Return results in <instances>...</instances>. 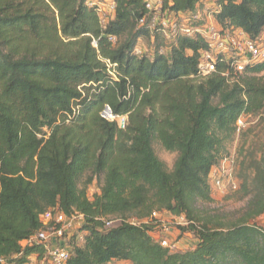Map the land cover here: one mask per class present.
I'll use <instances>...</instances> for the list:
<instances>
[{"label": "trees", "instance_id": "16d2710c", "mask_svg": "<svg viewBox=\"0 0 264 264\" xmlns=\"http://www.w3.org/2000/svg\"><path fill=\"white\" fill-rule=\"evenodd\" d=\"M147 1L115 0L102 24L89 0H0V257L8 262L45 256L43 243L24 241L56 210L84 215L65 264H264V227L253 222L264 215V141L242 182L248 213L213 223L199 206L214 202L211 172L228 156L238 119L264 112V60L243 72L219 62L202 76L205 39H167L141 24ZM208 2L222 30L264 35V0H165L183 13ZM106 105L127 116L125 128L102 116ZM156 142L177 154L172 169ZM154 211L184 215L193 247L169 251L151 224L106 226Z\"/></svg>", "mask_w": 264, "mask_h": 264}, {"label": "built area", "instance_id": "2783aa9c", "mask_svg": "<svg viewBox=\"0 0 264 264\" xmlns=\"http://www.w3.org/2000/svg\"><path fill=\"white\" fill-rule=\"evenodd\" d=\"M88 3L97 9L102 24L114 16L115 0H89ZM208 6L197 12L183 13L171 10L165 0H148L146 7L149 13L140 22L141 24L148 23L152 30L160 32L167 39H174L180 35L203 37L208 47L201 51L199 70L202 76L216 72L219 62H226L230 69L243 72L248 65L264 60V35L260 39H252L242 29L222 30ZM112 40L116 41V38L112 37ZM93 45L97 46V42L94 41ZM137 52L140 53L141 50L137 49ZM102 116L112 121L117 120L121 128L126 127L127 116L114 114L109 105L105 106ZM246 118L243 115L238 119V134L245 126ZM234 165L235 161L226 156L212 170L211 178L215 188L222 190L229 184L237 187ZM162 217L163 213L158 211H154L145 219L112 217L106 221V226H118L123 222L133 225L151 224L154 225L155 230L150 234L162 247L171 252L188 249L184 247L183 241L174 238L175 225L187 224L186 217L184 215L175 216V221L165 220ZM43 219L46 228L25 240L24 243H43L45 256L42 258L38 255L30 256L24 264H65L70 257L68 241L73 236L72 230L81 226L84 215L76 212L68 216L61 211L48 210L44 213ZM0 263L16 264L8 262L3 257H0Z\"/></svg>", "mask_w": 264, "mask_h": 264}, {"label": "rangeland", "instance_id": "374dc122", "mask_svg": "<svg viewBox=\"0 0 264 264\" xmlns=\"http://www.w3.org/2000/svg\"><path fill=\"white\" fill-rule=\"evenodd\" d=\"M245 121L246 123L242 131L239 134L237 133L235 139L229 144L228 156L235 161L234 169L237 187L229 184L220 190L215 188L211 181L214 202L209 204L201 203L199 205L202 216L213 223L229 224L243 217L249 211L251 196L245 197L242 182L244 178L250 179L251 175H253L254 159L255 157H260L259 149L264 141V112L257 117L246 118ZM155 150L158 156L167 164L168 168L172 169L177 154L167 151L159 142L155 143ZM89 174L87 173L86 176ZM98 191L99 184L95 181L88 188L89 197H92ZM174 217L164 212L162 219L175 221ZM253 222L264 227V215L257 217ZM78 229L79 227L73 229L72 235H76V237L82 236ZM174 238L184 241L183 245L185 248L193 247L195 243L194 234L182 233L179 225H175ZM116 264L123 263L117 262Z\"/></svg>", "mask_w": 264, "mask_h": 264}, {"label": "crops", "instance_id": "0c3cea01", "mask_svg": "<svg viewBox=\"0 0 264 264\" xmlns=\"http://www.w3.org/2000/svg\"><path fill=\"white\" fill-rule=\"evenodd\" d=\"M211 4H212V2H208V3H207V5H209V6H210ZM183 243H184V241H183Z\"/></svg>", "mask_w": 264, "mask_h": 264}]
</instances>
